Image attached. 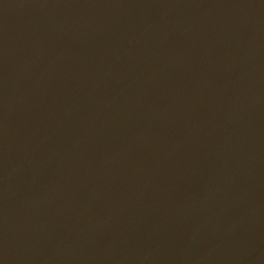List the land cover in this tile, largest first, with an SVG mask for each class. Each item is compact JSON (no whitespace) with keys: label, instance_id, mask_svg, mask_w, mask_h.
I'll list each match as a JSON object with an SVG mask.
<instances>
[{"label":"flooded vegetation","instance_id":"flooded-vegetation-1","mask_svg":"<svg viewBox=\"0 0 264 264\" xmlns=\"http://www.w3.org/2000/svg\"><path fill=\"white\" fill-rule=\"evenodd\" d=\"M264 0H0V264H264Z\"/></svg>","mask_w":264,"mask_h":264},{"label":"water","instance_id":"water-1","mask_svg":"<svg viewBox=\"0 0 264 264\" xmlns=\"http://www.w3.org/2000/svg\"><path fill=\"white\" fill-rule=\"evenodd\" d=\"M264 251V250H263ZM262 255V254H261ZM261 255H259L255 260L253 264H256L258 262V260L260 259Z\"/></svg>","mask_w":264,"mask_h":264}]
</instances>
